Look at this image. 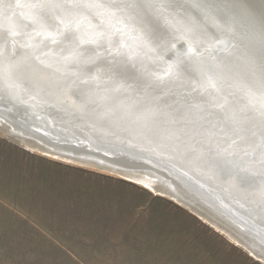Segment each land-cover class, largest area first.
Segmentation results:
<instances>
[{
    "label": "water",
    "instance_id": "95a60500",
    "mask_svg": "<svg viewBox=\"0 0 264 264\" xmlns=\"http://www.w3.org/2000/svg\"><path fill=\"white\" fill-rule=\"evenodd\" d=\"M124 1L86 0L85 11H102L106 18L101 22L111 23ZM196 1H184L169 12L165 29L159 32L163 39L142 25L141 16L151 13L152 5L143 3L137 13L128 15L133 11L129 8L110 39L112 47L106 49L103 38L109 33L104 23L98 33L83 36L93 22L81 13L78 0H0V116L13 126L0 125V131L7 141L44 157L52 153L68 161L80 159L46 149L31 138L57 141L79 156L140 155L136 149H141L149 152L144 155L148 163L163 172L171 164L182 165L195 175L203 193L240 217L230 218L225 210L226 218L256 239L264 234V156L258 161L250 153L264 148V107L258 108L261 101L256 102L259 110L251 113L256 125L234 128L230 134L229 124L219 116L225 114L218 101L225 105L223 92L231 99L239 89L231 75L237 74L236 62L244 55L238 54L236 60L230 56L224 63L228 46L220 50L223 56L200 59L198 54L206 55L207 48L195 45L204 39L216 46L235 38L233 31L245 32L249 24L242 16L230 19L236 9L233 3L249 6L251 12L264 8V0ZM200 17L213 19L202 25ZM81 39L89 40L83 49L76 47ZM214 40L218 43L212 45ZM185 43L190 49L181 50L170 66L161 64L155 75L151 73L155 56L173 54ZM253 77L246 79L251 82ZM257 84L264 86V80L251 84L249 91L264 94V87L260 92ZM262 94L252 97L264 103ZM158 149L165 154L159 161L151 155ZM91 159L86 163L94 168L114 171ZM167 172L183 184L195 181L171 167Z\"/></svg>",
    "mask_w": 264,
    "mask_h": 264
},
{
    "label": "rangeland",
    "instance_id": "374dc122",
    "mask_svg": "<svg viewBox=\"0 0 264 264\" xmlns=\"http://www.w3.org/2000/svg\"><path fill=\"white\" fill-rule=\"evenodd\" d=\"M99 170L0 136V264H264L177 202Z\"/></svg>",
    "mask_w": 264,
    "mask_h": 264
},
{
    "label": "bare ground",
    "instance_id": "6f19581e",
    "mask_svg": "<svg viewBox=\"0 0 264 264\" xmlns=\"http://www.w3.org/2000/svg\"><path fill=\"white\" fill-rule=\"evenodd\" d=\"M66 1L68 2L70 0H66ZM184 1L187 2V0H131V1L127 0L124 1L122 5L118 6L119 17L117 19L112 20L111 23H108L109 21H106V23H104L101 22L102 18H106L104 12L99 11L96 12V14H94L92 12L85 11L86 0H78V6L82 10L81 13H83L87 18H90L93 22L91 24V27L86 28L87 31L83 34V36L85 37L90 34L98 33L99 32L98 30L101 29L100 27L104 23L105 27L103 29L108 31L109 34L105 36L103 39L105 40L106 43H108L106 45V49L111 48L112 46H109V42L114 35V30L116 26L122 21V19H125L124 17H127L133 12L137 13L140 7L139 5L145 3L146 5H152V7L149 8L151 13H145L143 14V16H141L144 19V22L142 21V25L145 24L146 30H148L153 35H156L158 39H163V37L159 32L164 31L166 27L165 24H167L170 18L167 17L169 15V12H171L173 9H179L182 4H185ZM193 2L194 4H197L196 0H193ZM161 3H166V5H162ZM237 3L238 2L233 3V6L236 7V9L231 12L233 15H230V19H234L238 15L242 16L243 18L242 22H244V24H249L245 26L246 31L245 32L233 31L235 34V38L228 39V41L221 42L216 46L213 45L218 43L216 40L211 42L213 46H209L210 44L206 42V40L204 39L199 40L195 45V47L198 49H201L202 47L207 48L203 51L206 53V55L202 53L198 54L200 55L198 56L200 59H202L201 56L203 58L207 57L208 60L209 57H212V55L223 56L222 54H220L221 53L220 50L228 49L226 48L228 46L231 49L229 51V54H224L225 57L224 56L222 57L223 62L224 61L227 62L230 56H232L236 60L238 54L244 55L242 59L236 62L237 69L235 70V72L239 75L235 73L231 75L233 81L235 83L237 82L235 86H238L239 89L234 91L235 94H233L234 96L231 99L229 98L230 96L228 97L223 92L225 105L223 104V102H220L222 100L219 99L218 101L219 103L218 106L223 109V114H225L224 116L221 114L219 116L221 117L222 121H225L229 124L228 131L230 134L234 132L231 131L234 128L251 127L253 125H256L254 116L251 113L255 111L257 112L259 110L256 109V102L261 101V103H259L258 108L262 109L264 107V103L262 102L261 98H259L258 101L257 98H253L260 96V94L262 93H259L255 90L249 91V88H253V85L251 84L257 82L260 83L261 81L264 80V8L259 7L256 8L258 10L250 12V10L247 9L249 6H241ZM129 8H131V10L133 11H130L128 15L124 14L125 11H127ZM192 8H195V6H193ZM246 17H250V19H245ZM212 19L213 17H211V19L200 17L199 23L203 25V22H210ZM31 26L34 27L35 24L32 23ZM97 38L100 39L99 34ZM82 39L81 41H79L80 43H76L77 48L83 49L84 47L83 44L89 42V40H82ZM190 47H191L190 43L189 44L185 43L182 44L180 48H178L177 52L173 54L160 58H157V56H155L154 62L152 64L153 70L151 73L155 75L157 69L161 64L170 66V64L173 63L176 60V58L179 56V52L181 50L190 49ZM113 51H115V49H113ZM8 58L11 59L12 54ZM30 61L32 62V64H34L33 63L34 61H32V59ZM156 62H158V64ZM252 75H254V77L252 78L251 82H248L246 78L249 79L250 77H252ZM226 79L228 80V77H226ZM263 87L264 86L259 85L260 92L263 90ZM262 95L264 96V94ZM178 96L180 95H177V97ZM178 99L181 102V97ZM215 107H217V104H215ZM233 107H235L236 110H233L234 109ZM6 124L8 125L7 128H13V126L6 123L4 119L0 116V125L6 127ZM16 127L18 128V126ZM236 133L237 131L235 132V134ZM0 136L2 137L1 131H0ZM34 138L31 139L46 149H50L55 152L59 151L60 152L59 154L62 153L63 155L67 153L68 156L71 157L72 156L77 158L80 157V159H77V161L70 159L68 161V159H66L67 157L66 158L57 157L61 155L55 156L52 153H47L45 156L50 157L51 159L53 158L55 160L67 162L69 164L71 163L76 165L80 164V166L86 168L87 167L94 168L93 166L95 165H93L92 163H86L87 158H92L91 160H97L99 163H101V165L105 164L109 166L112 170H114V171H110L112 174H116L118 176H121L122 174H126V175H122V178L125 179L130 178L129 179L130 181H133L138 185H142L146 187L154 194L159 195L160 193L164 195L166 198L168 197V199L171 198V200L180 204L181 207L183 206L193 214L195 213L197 217L199 216L200 218H202L203 221L207 222L210 226L214 227V229L216 228L219 232L222 233V235L225 234L227 238L232 240L240 247L244 248L245 251H249L250 254H252L255 258H257V260H260V262L264 263V234L261 233L260 235H257L258 238L255 239L251 233H248L247 231H245L246 232L245 233L243 229L241 230L236 224L229 221L230 219L228 220L226 216L223 214L225 210H228L230 212V214L225 213L230 218L231 216L237 217L238 214L233 212L231 209H227L226 205L223 204L220 200H218L217 202V198H215L211 194L203 193L204 190L201 188L199 182L196 181L195 175H193V173L188 168H184L182 165L171 164L167 167H164V170L166 172L159 171L154 168V165L152 164L150 165L147 161V157L144 156L145 154L148 155L149 152L146 153L143 152V150L142 152H140L141 149H136L139 153H141L140 155L139 154H132L130 156L116 155V157H114L113 155H105L96 152L95 153L82 152L80 154L81 156H79L78 152L68 151L67 149H65V147L58 144L57 141L47 140L45 138H42L41 136ZM120 148L125 149V147H120ZM151 151L156 152V155L152 153L151 155L154 157V159L158 161L162 160L161 155L163 157L165 156L164 152L161 151L160 149L151 150ZM250 156H252L254 160L260 161L262 159L261 156H264V148L263 150L261 149V151H255L250 153ZM170 167L173 168L175 173H181L182 176H186L189 180H192L194 178L195 181L192 182L193 184L191 183L183 184L177 178H175L174 176L175 174L173 173L168 174L167 170ZM115 172H119V173H115ZM154 188H158V189L156 190ZM205 198L208 201H206ZM241 222H245V221H241ZM248 223L250 226H252V223H250V221H248ZM244 224L248 225L246 222ZM257 240L261 243H258Z\"/></svg>",
    "mask_w": 264,
    "mask_h": 264
}]
</instances>
